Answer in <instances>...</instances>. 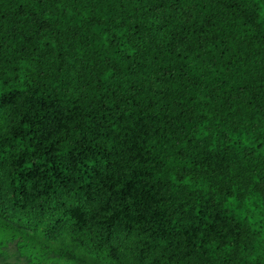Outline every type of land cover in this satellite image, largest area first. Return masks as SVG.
Masks as SVG:
<instances>
[{
  "label": "trees",
  "instance_id": "1",
  "mask_svg": "<svg viewBox=\"0 0 264 264\" xmlns=\"http://www.w3.org/2000/svg\"><path fill=\"white\" fill-rule=\"evenodd\" d=\"M264 264V0H0V255Z\"/></svg>",
  "mask_w": 264,
  "mask_h": 264
},
{
  "label": "rangeland",
  "instance_id": "2",
  "mask_svg": "<svg viewBox=\"0 0 264 264\" xmlns=\"http://www.w3.org/2000/svg\"><path fill=\"white\" fill-rule=\"evenodd\" d=\"M3 255H0V264H16L23 262L22 258H19L15 253V248L13 244H8L6 247L2 248Z\"/></svg>",
  "mask_w": 264,
  "mask_h": 264
}]
</instances>
